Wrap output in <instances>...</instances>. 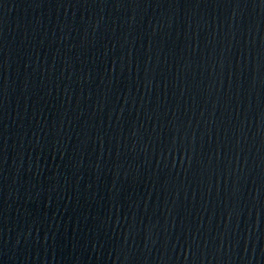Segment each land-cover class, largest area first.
Segmentation results:
<instances>
[{
    "label": "water",
    "instance_id": "95a60500",
    "mask_svg": "<svg viewBox=\"0 0 264 264\" xmlns=\"http://www.w3.org/2000/svg\"><path fill=\"white\" fill-rule=\"evenodd\" d=\"M0 264H264V0H22Z\"/></svg>",
    "mask_w": 264,
    "mask_h": 264
}]
</instances>
